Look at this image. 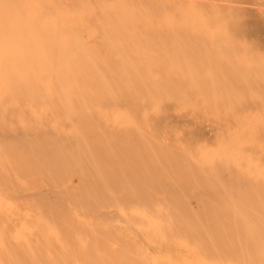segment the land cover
Instances as JSON below:
<instances>
[{"label": "rangeland", "instance_id": "obj_1", "mask_svg": "<svg viewBox=\"0 0 264 264\" xmlns=\"http://www.w3.org/2000/svg\"><path fill=\"white\" fill-rule=\"evenodd\" d=\"M0 264H264V0H0Z\"/></svg>", "mask_w": 264, "mask_h": 264}]
</instances>
